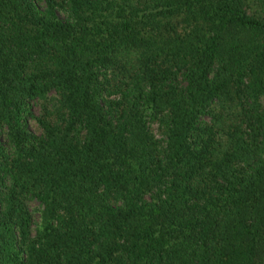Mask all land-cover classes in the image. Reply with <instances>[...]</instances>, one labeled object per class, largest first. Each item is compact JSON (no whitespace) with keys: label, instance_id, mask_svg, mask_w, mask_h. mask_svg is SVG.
<instances>
[{"label":"trees","instance_id":"16d2710c","mask_svg":"<svg viewBox=\"0 0 264 264\" xmlns=\"http://www.w3.org/2000/svg\"><path fill=\"white\" fill-rule=\"evenodd\" d=\"M0 264H264V0H0Z\"/></svg>","mask_w":264,"mask_h":264},{"label":"rangeland","instance_id":"374dc122","mask_svg":"<svg viewBox=\"0 0 264 264\" xmlns=\"http://www.w3.org/2000/svg\"><path fill=\"white\" fill-rule=\"evenodd\" d=\"M156 137H159V136L156 134ZM36 219H37V214H33V220L35 221Z\"/></svg>","mask_w":264,"mask_h":264}]
</instances>
